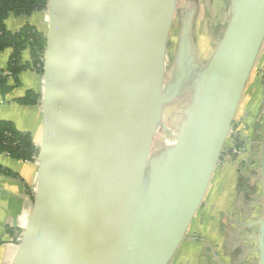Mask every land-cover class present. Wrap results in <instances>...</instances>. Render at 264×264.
Segmentation results:
<instances>
[{"label":"water","instance_id":"obj_1","mask_svg":"<svg viewBox=\"0 0 264 264\" xmlns=\"http://www.w3.org/2000/svg\"><path fill=\"white\" fill-rule=\"evenodd\" d=\"M176 1L51 0L36 199L13 264L171 263L264 46V0H232L206 66L186 13L166 70ZM258 252L264 264V218Z\"/></svg>","mask_w":264,"mask_h":264},{"label":"crops","instance_id":"obj_2","mask_svg":"<svg viewBox=\"0 0 264 264\" xmlns=\"http://www.w3.org/2000/svg\"><path fill=\"white\" fill-rule=\"evenodd\" d=\"M47 20L46 11H42L31 17L10 15L6 25L17 32L29 22L46 34ZM12 53L11 48L0 53V70L7 69ZM30 59L27 50L24 60ZM19 82L17 85L11 78L7 83L10 90H0V120L30 133L38 146L44 128L40 99L33 106L22 105L18 100L28 91L41 95L42 76L35 70H26L19 75ZM236 117L249 126L248 152L239 164L222 158L170 264H259L258 236L264 218V46ZM230 145L228 140L226 147ZM0 165L13 173L0 174V264H13L33 212L39 164L38 160L23 161L0 154ZM254 246L258 257L252 256ZM245 247H249L251 257Z\"/></svg>","mask_w":264,"mask_h":264},{"label":"trees","instance_id":"obj_3","mask_svg":"<svg viewBox=\"0 0 264 264\" xmlns=\"http://www.w3.org/2000/svg\"><path fill=\"white\" fill-rule=\"evenodd\" d=\"M51 0H0V53L6 49L13 50L6 70H0V90L7 93L10 79L8 72L18 85L19 75L26 70H35L43 76L47 37L44 32L31 23L25 24L19 31L7 28L6 20L10 15L31 17L35 12L47 11ZM30 51V61L24 60V52ZM40 94L28 91L18 103L26 106L36 105ZM0 154L23 161H36L40 151L32 135L19 131L12 122L0 120ZM0 174L13 173L0 165Z\"/></svg>","mask_w":264,"mask_h":264},{"label":"rangeland","instance_id":"obj_4","mask_svg":"<svg viewBox=\"0 0 264 264\" xmlns=\"http://www.w3.org/2000/svg\"><path fill=\"white\" fill-rule=\"evenodd\" d=\"M211 9L212 7H207L205 0H177L174 11V23L176 25L178 35L180 34V18L183 14H192L195 52L197 54L198 60L202 63V68L206 66L213 52L215 51L217 44L226 29L227 22L230 17L227 12L223 21L221 22V25L219 23H217V25H213L212 22L214 17L212 18L210 16ZM172 33L173 32L171 30V35ZM174 53L175 49L171 43V46L168 48V70L172 65ZM183 111L184 106L181 104L166 117L165 125L169 128V131L165 132L163 129L158 130L152 143L150 157L163 151V148L166 145V136L171 137L172 134L176 133ZM245 248L247 250V256L250 255L251 257V254L248 252L249 247ZM251 249L253 251L252 256L258 257L257 252H255V246Z\"/></svg>","mask_w":264,"mask_h":264},{"label":"built area","instance_id":"obj_5","mask_svg":"<svg viewBox=\"0 0 264 264\" xmlns=\"http://www.w3.org/2000/svg\"><path fill=\"white\" fill-rule=\"evenodd\" d=\"M48 25V20H47ZM5 75L12 78L11 75L6 72ZM248 130L249 126L244 119L237 118L234 120L232 129L229 134L228 140H230L231 145L225 147L222 158L233 162L234 164H239L242 158L248 152Z\"/></svg>","mask_w":264,"mask_h":264},{"label":"flooded vegetation","instance_id":"obj_6","mask_svg":"<svg viewBox=\"0 0 264 264\" xmlns=\"http://www.w3.org/2000/svg\"><path fill=\"white\" fill-rule=\"evenodd\" d=\"M205 1L208 8L212 7L210 16L212 18L214 17L212 22L213 25H217V23L221 25V22L223 21L225 14L227 12L228 14L230 13L229 10L231 7L232 0H205Z\"/></svg>","mask_w":264,"mask_h":264},{"label":"bare ground","instance_id":"obj_7","mask_svg":"<svg viewBox=\"0 0 264 264\" xmlns=\"http://www.w3.org/2000/svg\"><path fill=\"white\" fill-rule=\"evenodd\" d=\"M172 40H171V43H172V45H173V48L175 49V46H176V43H177V39H178V31H177V28H176V25H175V23H173V25H172ZM169 65V62L167 63V66ZM169 68V67H168ZM166 70H168L167 68H166ZM170 142V138L169 137H167L166 138V143H169Z\"/></svg>","mask_w":264,"mask_h":264}]
</instances>
